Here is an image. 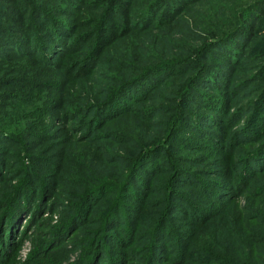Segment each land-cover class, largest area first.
<instances>
[{
    "label": "rangeland",
    "instance_id": "rangeland-1",
    "mask_svg": "<svg viewBox=\"0 0 264 264\" xmlns=\"http://www.w3.org/2000/svg\"><path fill=\"white\" fill-rule=\"evenodd\" d=\"M17 1L21 0H0V30L13 31L29 22L31 10L24 12ZM35 1L43 4L42 16L36 20L39 29L53 28L57 19L62 22L56 25L59 33L62 27L75 35L94 33L87 40L90 44L100 33L97 27L100 18L113 4V0ZM115 1L112 9L122 13V3L130 0ZM234 2L201 0L188 4L191 15L183 12L178 16L195 27L194 19L201 25L212 15V3L232 6ZM80 5L82 10L78 12ZM118 18H106L113 32L120 28ZM165 28L159 29L158 35L168 37ZM32 30L36 31V27ZM187 32L174 27L170 44L159 42L153 47L151 42L155 44L158 37L153 35L155 31L135 39L151 49L146 50L149 56H142L143 65L155 61L156 48L169 59L192 56L182 49L189 45L201 47L204 41L183 37ZM58 39L66 47L71 42L68 35L61 38L59 34ZM131 39L109 36V44L99 54L97 66L89 67L91 71L98 70L104 79L108 70L118 67L110 64L107 48L117 58L122 57L120 52L124 50L132 54L135 44ZM26 40L29 47H36L34 35H27ZM16 41L1 31L0 51H18ZM253 44L248 48L252 49ZM91 45L85 43L65 54L74 64L70 73L68 61L62 62L57 54H47L48 62L39 64H33L30 57L20 59L22 64L26 61L34 65L36 79L63 86L60 90L50 87L52 103L47 109H37L32 123H26L29 127H23L19 121L20 113H13L17 111L10 102L14 98L6 97V89L26 91L7 80L14 74L11 68L17 62L0 60V121L21 136L16 140L0 133V264L254 263L257 256L264 255V172L258 177L240 172L248 149L257 144L239 142L233 138L238 132L230 135L240 128L246 133L244 122L253 113V101L264 88V80L254 76L258 60L243 58L224 77L209 75V60L217 56L208 50L210 59L194 56L205 64L204 72L194 68L183 76L168 79L180 85L188 75L214 79L215 87H201L204 94L193 97L188 106L181 104V112L176 113L173 102L161 100L155 94V98L132 102L110 122L106 120L87 129L83 122L91 116L83 110L85 100L80 95L70 97L80 91L64 85L74 80L85 89L89 87L90 79L84 76L90 62H84V55L79 57ZM58 51L62 53L64 48ZM26 70L15 73L29 75ZM160 73L150 70L143 79L153 81ZM241 74L244 79L240 81ZM177 83L168 85L169 92H173ZM97 88L96 85L93 90ZM163 92L160 91L161 96L167 97ZM254 119L250 117L247 124ZM147 152L152 170L140 181L136 164V174L124 190L122 175L128 164L125 159L138 158ZM107 180L117 188L99 197L98 191L110 185L104 183ZM220 193L228 197H218ZM188 210L198 213L191 215ZM256 239L262 240L259 248L253 244Z\"/></svg>",
    "mask_w": 264,
    "mask_h": 264
},
{
    "label": "trees",
    "instance_id": "trees-1",
    "mask_svg": "<svg viewBox=\"0 0 264 264\" xmlns=\"http://www.w3.org/2000/svg\"><path fill=\"white\" fill-rule=\"evenodd\" d=\"M234 1L235 2L232 6H227L225 4L217 6L215 3H212V15L207 16L206 23H201V25H199L198 21L194 19L193 24L195 27H191L187 20L182 19V17L178 15L183 12L190 14L188 12V4H192L193 2L199 3L201 0H130L122 3V13H117L114 9H112L116 6V1L113 0V4L111 3L109 5L110 9H107L104 12L97 24V27L100 28V33L97 34L95 42L91 43L92 45L88 43L87 40L90 38V34L94 33L82 32L81 35H75V32L71 31V35V32L68 33L66 29H63V27L60 29L59 33L58 30L56 31V25L62 22H59L57 19L53 21V26H51L53 28L48 27L39 29L36 20L42 16L41 9L43 4L35 0L17 1L22 5V10L24 12L31 10L29 13V22L24 24L25 26H16V29L13 31L7 32L3 29L0 30V32H4L6 36L17 40L16 45L20 48L15 52L0 51L1 61L2 59H5L7 62H17L14 63L11 68V73L14 74L9 76L7 80L13 82L12 84L15 85V87L26 89V91H13L11 89L5 90L8 100L10 98H14V100L10 102H12L14 107L17 108V111H13V113H20L19 121L22 122L23 127H29L26 123H32V117L37 116V109H47L52 103L53 98L51 97L52 94L50 92V87L57 90L63 89V86H55L45 79H36V69H34V65L26 61H22L26 63L22 64L20 62L21 58L30 57L31 60H33V64H39L38 62H48L45 59L47 54H57L58 58L62 59V62L68 61L66 64L67 73H70L69 70L71 69V66H74V64L69 57H66L65 54H69L72 49H76L77 47H83L85 43L87 46H91L86 49L79 58L84 55V62H90L87 65L88 70L85 72L84 76L87 79H90L89 87L85 89L81 84L79 85L74 80H69L64 85V88H77L80 91L76 95L71 94L70 97L80 95V99L85 100L86 105L83 110H87L88 114L90 113L91 116V119L83 122V125L85 124L87 129H90L93 125L104 124L106 120H108L107 122H110L116 116H119L120 113H123L125 108H127L132 102L140 100L141 98H155V94H157L161 100L166 98L170 102H173L172 108L175 109L174 111H177L176 113L181 112V104L188 106V104L193 101V97L204 94L205 91H201V87H215V83L212 81L214 79L204 75L202 77H199L196 74L193 76L188 75L189 77L185 80V83L181 85L174 79L168 81L170 76H183V74L194 68H197L196 71L203 70L204 72L205 64H200L194 57L196 55L200 58L210 59L209 54L214 53L217 58L215 57L209 60L210 65L208 66L210 68L207 70V73H209V75L220 74L222 77L234 69L243 58H249L251 60L257 59L259 64L254 76L264 80V0ZM133 5L137 6V8H133ZM82 6L83 5L78 6L81 7L79 9L77 7L78 12H81ZM218 11L223 12L225 15L220 16ZM109 12L112 13L109 14ZM118 14H120V16H118ZM111 17H119L118 20H121L120 28L118 30L115 29L114 32L109 29V25L106 23V18ZM21 18L22 17H19L18 19ZM18 19L13 18V20ZM164 26H166L165 30L168 33V37L163 34L158 35V30L164 28ZM34 27H36V31L32 30ZM174 27L177 28L179 32H181V30L188 31L183 37L190 38L191 40L201 38L204 41V44L201 47L199 45H189L188 47H184L182 50H184L186 54L188 53L192 56L184 57L183 59L177 56L172 57L171 59L165 58V56L161 54V50L156 48L157 52L154 54L155 61L153 63L143 65L142 56H149V54L146 53V50L150 48L148 46L143 47L141 44L137 43L136 40L142 36L151 35V32L155 31L153 35L156 37L158 35V37L155 44L151 42V47L157 45L159 42L170 44V37L173 35ZM105 31H108L107 35L104 34ZM59 34H61V38L64 35L71 37V42L68 47L65 46L66 43L64 44V41L58 39ZM27 35L35 36L34 44L36 47L33 48V46L29 47L27 45ZM109 36L121 38L129 37L130 39L133 38L134 41L131 39V42L135 44V47L132 54H128L126 50H124V52H120L122 56L121 58H117V56L111 53L109 48H107V52L111 55V59L109 61L110 64L118 67H114L113 71L108 70L104 79H101L98 75V70L93 72L90 68H95V66H97L99 62V54H101L104 50L105 45L109 44ZM252 42H254V46L252 49H249L250 47L248 48V45ZM57 46L58 48H56ZM62 48H64V51L60 53L58 50H61ZM245 48H247V52L245 51ZM208 50H210L211 53H208ZM86 53L89 54L86 56ZM151 54L152 57L153 53ZM106 64L107 63H105V65ZM218 66L220 71H218ZM25 69H27L26 72H28L29 75H27V73L21 75L15 73L16 70L23 71ZM150 70H159L161 73L156 79L149 82L147 79H143V77L145 73ZM30 74H32V77ZM239 78L240 81L243 80L244 75L241 74ZM74 79L76 80V78ZM176 83L177 86L173 92H169L168 85H176ZM96 85L98 88L93 90ZM100 86L102 91L99 96L97 93ZM164 86L166 89H163ZM162 90L167 97H165V95L161 96L160 91ZM16 95L22 96L19 97ZM255 98V100L253 99L254 101L252 104L254 111L249 117H247L248 120L246 119L244 122L243 128L246 130L247 135L241 128L235 130V132L233 131L230 135L232 137L234 133L238 132L233 138L240 140L239 142L243 143V141L246 140L257 144L256 147L248 149L249 152H247V159H245V157L242 159L243 164L240 172L245 171L247 176L251 177H258L264 172V141H261L264 138V88ZM60 100H63V98ZM64 102L65 99L62 101V104ZM70 106H73V104L70 103ZM218 110L219 108H217V111ZM75 112L77 113V111ZM250 117L252 119L255 118V121L248 125L247 123L249 122ZM0 133L6 137L11 136L16 138V140L21 139V136L17 131L9 125L1 124V121ZM114 137H117V135ZM144 151H146V149ZM149 152L141 153L138 158L134 157L125 159L128 164L127 167L123 169L125 174L122 175V179L125 180L122 183L124 190L129 188V180L136 174V164H139L138 172L141 174L137 177H139L140 181L144 176L149 174L150 170H152L153 167L147 162L148 159H146V155H148ZM116 157L117 156H115L114 160H116ZM146 167L148 168L145 169ZM230 177V173L227 174V181H230ZM104 183H110V181L107 180ZM122 184L120 187H122ZM116 188L117 187L111 185V183L107 186L104 185L101 192L100 190L98 191V196L100 197L105 192H113ZM225 194L226 193H220L218 197H228L224 196ZM169 195L170 191L166 193L167 198ZM189 212L191 215L198 213L192 210ZM204 214H208V212L205 211ZM114 217L115 216H113V218ZM115 220L116 218L113 221L115 222ZM161 234L162 239L164 233ZM259 241L262 240L256 239L253 242V244H255L258 248L260 244ZM253 262L254 263L252 264H264V255L257 256ZM152 263L154 264V262Z\"/></svg>",
    "mask_w": 264,
    "mask_h": 264
}]
</instances>
